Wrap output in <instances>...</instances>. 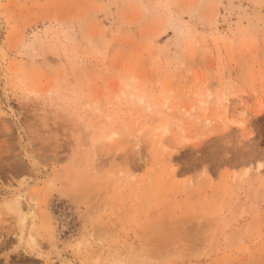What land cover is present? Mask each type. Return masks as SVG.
I'll use <instances>...</instances> for the list:
<instances>
[{
	"label": "rangeland",
	"instance_id": "obj_1",
	"mask_svg": "<svg viewBox=\"0 0 264 264\" xmlns=\"http://www.w3.org/2000/svg\"><path fill=\"white\" fill-rule=\"evenodd\" d=\"M0 264H264V0H0Z\"/></svg>",
	"mask_w": 264,
	"mask_h": 264
}]
</instances>
